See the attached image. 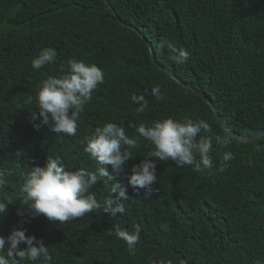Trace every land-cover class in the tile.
<instances>
[{"label":"trees","instance_id":"trees-1","mask_svg":"<svg viewBox=\"0 0 264 264\" xmlns=\"http://www.w3.org/2000/svg\"><path fill=\"white\" fill-rule=\"evenodd\" d=\"M108 1L111 7L105 0H0V169L13 173L0 190V200L12 203L0 218V235L26 228V235L49 246L53 264H264V135L251 141L230 135L227 148L213 140L214 167L203 174L158 162L151 198L129 186L126 211L115 218L94 210L63 224L44 216L21 223L24 174L43 167L48 156H60L69 170H95L99 165L82 142L97 126L114 122L133 136L141 123L189 117L224 134L211 105L159 65L211 99L231 130L253 136L264 129V0ZM162 39L188 50V62H172L158 47ZM43 47L54 48L57 61L33 69ZM69 58L102 68L104 83L93 91L76 136L47 126L37 131L28 119L37 106L26 100L42 80L62 75ZM157 84L164 93L160 101L150 92ZM133 94L145 96V112L136 113ZM148 150L147 141L132 150L121 181L127 183ZM224 151L235 158L221 170ZM112 183L99 182L91 192L102 201L112 195ZM137 225L140 241L130 255L108 230L135 231Z\"/></svg>","mask_w":264,"mask_h":264},{"label":"clouds","instance_id":"clouds-1","mask_svg":"<svg viewBox=\"0 0 264 264\" xmlns=\"http://www.w3.org/2000/svg\"><path fill=\"white\" fill-rule=\"evenodd\" d=\"M162 51L167 49L168 58L177 65L187 63L190 53L183 47H177L172 41L162 39L158 45ZM57 51L52 47L41 48L32 59L33 69L40 70L46 65L56 63ZM63 74L48 76L37 86L35 97L29 96L26 103L36 104V110L30 111L29 121L35 130L47 126L56 134L74 137L77 134L80 116L85 107L93 100V91L105 80L102 68L96 64H86L83 60L69 58ZM151 95L160 101L164 98L160 85L150 89ZM133 104L138 105L136 113L145 112L148 101L144 95L133 94ZM136 135L129 136L126 128L114 122H107L95 127L83 143V151L97 162L95 170L80 167L69 170L60 156H48L43 167L32 166L24 174L21 186L23 199L18 207L17 215L21 223H30L33 218L44 216L50 222L63 224L84 217L94 210H102L115 218L124 214L129 199V186L137 193L143 189L144 197L150 199L153 185L158 180L157 163L174 161L176 167L190 166L193 172L203 174L213 169L211 155L213 140L220 147L227 148L230 133L213 132L212 125L204 119L193 120L185 117L177 120L165 118L155 120L151 125L141 123L135 128ZM141 141L148 142L147 154L144 159L131 167L127 183L120 176L125 172L126 162L133 158L132 150L140 147ZM17 157L21 152L15 153ZM158 158V160L156 159ZM235 158L231 151H224L221 156L220 168ZM111 167L109 171L108 167ZM13 173L9 169H0V190L8 181L6 176ZM112 181V195L98 201L91 189L99 182ZM11 201L0 200V218L7 214ZM27 229L13 228L7 236L0 235V264H24L39 261V264H53V255L49 246H45L42 238L26 235ZM108 235L123 241L130 255H135L136 246L140 241V227L135 231L114 226ZM21 245H25L21 248ZM160 264H171L161 261ZM255 264H261L256 261Z\"/></svg>","mask_w":264,"mask_h":264},{"label":"water","instance_id":"water-1","mask_svg":"<svg viewBox=\"0 0 264 264\" xmlns=\"http://www.w3.org/2000/svg\"><path fill=\"white\" fill-rule=\"evenodd\" d=\"M105 2L110 6L108 0H105ZM110 7H111V6H110ZM119 20H120V19H119ZM127 26H129V25H127ZM129 27H130V26H129ZM148 45L150 46L151 54H152V57H153L154 61L157 62V60H156V58H155V53H154V51H153L152 46L150 45V43H148ZM159 66H160L163 70H165V71H166V72H167V73H168L173 79H175L176 81H178V82L181 83L182 85H184V86L190 88L191 90L195 91L197 94L201 95V96H202V97H203V98H204V99H205V100L211 105L212 109L214 110V112L216 113V115H217V117H218V120H219L221 126H222L224 129H227V130L229 131L230 135H231L232 137H234L236 140H238V141H251V140H253V139H255V138L259 137V136L264 135V129L260 130L257 134H255V135H253V136H243V135H241V134H239V133H237V132L231 130V129H230L228 126H226L225 123L223 122L222 117H221V115H220V113H219L218 108L214 105V103L212 102L211 99H209V98H208L204 93H202L201 91L195 89L193 86H191V85H189L188 83H186L185 81L181 80V78L177 77V75H176L173 71H171V70L165 68V67L162 66V65H159Z\"/></svg>","mask_w":264,"mask_h":264}]
</instances>
